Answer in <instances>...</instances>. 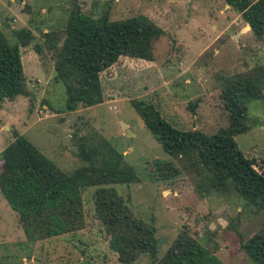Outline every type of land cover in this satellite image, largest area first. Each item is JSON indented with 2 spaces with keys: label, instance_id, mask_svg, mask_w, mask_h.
<instances>
[{
  "label": "rangeland",
  "instance_id": "rangeland-1",
  "mask_svg": "<svg viewBox=\"0 0 264 264\" xmlns=\"http://www.w3.org/2000/svg\"><path fill=\"white\" fill-rule=\"evenodd\" d=\"M75 10L111 20L144 15L163 34L153 42L152 61L122 56L101 73V103L68 111L53 56L45 50L38 54L34 45L48 30L62 32ZM20 28L33 33L30 44L20 47L27 95L0 105V171L1 151L15 131L66 173L81 165L73 133L96 131L134 166L138 181L116 188L132 214L155 227L158 259L178 236L188 234L227 264H253L241 246L264 226V213L246 206L234 192L196 190L193 174L163 150L130 102L151 98L173 126L214 134L228 125L220 96L223 82L256 65L264 67V36L257 38L224 0H0V29L10 43L17 42L13 31ZM242 102L249 129L235 140L264 173V98ZM189 103H195L193 110ZM156 162L178 166L179 174L167 169L171 177L163 178ZM94 189L81 191L83 208L70 223L78 230L35 241L27 238L18 213L0 192V264H122L101 231ZM134 264H150L148 255L141 254Z\"/></svg>",
  "mask_w": 264,
  "mask_h": 264
},
{
  "label": "trees",
  "instance_id": "trees-1",
  "mask_svg": "<svg viewBox=\"0 0 264 264\" xmlns=\"http://www.w3.org/2000/svg\"><path fill=\"white\" fill-rule=\"evenodd\" d=\"M224 1L240 13L257 38L264 36V0ZM13 34L14 44L0 29V105L5 99L27 95L20 47L30 44L33 33L20 28ZM162 34L163 29L144 15L111 20L106 14L94 17L75 10L62 32H44L42 43L34 48L38 54L45 50L53 56L55 77L65 86V109L74 111L79 104L93 106L103 101L101 73L120 57L152 61L153 42ZM226 80L220 96L228 125L211 135L173 126L151 98L130 103L163 150L193 174L196 190L234 192L246 206L264 213V173L255 169L256 160L248 158L235 140L249 129L242 99L264 98V67L256 65ZM194 105L189 103L191 110ZM72 141L81 163L72 173L59 169L17 131L1 151L0 192L18 213L30 241L78 230L70 223L79 219L83 208L81 191L95 186L93 203L101 231L122 264H134L141 254L148 255L150 264H227L188 234L178 236L158 259L155 227L134 216L116 188L138 181L134 166L96 131L74 132ZM155 164L163 178L171 177L166 175L167 169L179 174L174 164ZM241 247L253 264H264V226Z\"/></svg>",
  "mask_w": 264,
  "mask_h": 264
},
{
  "label": "water",
  "instance_id": "water-1",
  "mask_svg": "<svg viewBox=\"0 0 264 264\" xmlns=\"http://www.w3.org/2000/svg\"><path fill=\"white\" fill-rule=\"evenodd\" d=\"M209 239H210V237H209ZM209 239H208V240H209Z\"/></svg>",
  "mask_w": 264,
  "mask_h": 264
}]
</instances>
